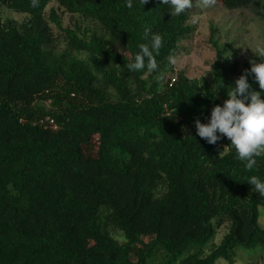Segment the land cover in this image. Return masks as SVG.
I'll return each instance as SVG.
<instances>
[{
  "label": "trees",
  "instance_id": "1",
  "mask_svg": "<svg viewBox=\"0 0 264 264\" xmlns=\"http://www.w3.org/2000/svg\"><path fill=\"white\" fill-rule=\"evenodd\" d=\"M219 1L264 20V0ZM31 2L0 0L27 14L0 16V264H215L233 261L237 245L264 247V196L248 184L264 180V153L248 170L227 137L209 144L194 123H208L235 86L226 46L213 41L209 80L179 72L168 86V56L193 30L192 9ZM65 14L95 26H63ZM53 26L65 37L61 50ZM146 28L163 36L162 81L127 68L151 43ZM227 222L220 242H209Z\"/></svg>",
  "mask_w": 264,
  "mask_h": 264
},
{
  "label": "rangeland",
  "instance_id": "2",
  "mask_svg": "<svg viewBox=\"0 0 264 264\" xmlns=\"http://www.w3.org/2000/svg\"><path fill=\"white\" fill-rule=\"evenodd\" d=\"M196 2V0H194ZM57 8L56 0H50L46 9ZM60 10V9H58ZM0 16L2 19H11L20 22L27 18V14L13 11L5 3H0ZM199 17L193 24L192 17ZM63 26L79 27L81 30L88 26H95L94 22L79 15H62ZM188 22L193 30L188 36L178 42L175 56L177 64L173 66L170 76H177L179 72L191 79H210L211 64L215 58L213 41L220 46H226L223 58L230 68V76L235 80L250 69V60L257 63L264 59V20L255 16L248 8H227L217 0L211 8L193 7ZM54 43L56 50L64 48L66 40L62 31L53 26ZM258 224L264 228V205L258 207ZM229 223L215 228L214 237L209 242L219 243L228 230ZM115 237L122 240L120 231H113ZM234 260L218 258L215 264H261L264 261V247L257 244L251 247L237 245L234 249Z\"/></svg>",
  "mask_w": 264,
  "mask_h": 264
},
{
  "label": "clouds",
  "instance_id": "3",
  "mask_svg": "<svg viewBox=\"0 0 264 264\" xmlns=\"http://www.w3.org/2000/svg\"><path fill=\"white\" fill-rule=\"evenodd\" d=\"M147 3L148 0H141V5ZM161 3L170 6L172 16H179L193 7L211 8L215 6L217 0H196L195 5L193 0H161ZM31 6L38 7V0H32ZM126 6L132 8V0H127ZM198 19L199 17L193 16L192 23H197ZM149 35L151 43L139 45L140 51L135 56V62L128 64L127 68L129 71L147 68L149 73H157L156 79L162 81L164 74L159 70L156 57L160 55V49L163 47V36L146 28L145 39ZM261 54L264 55V52ZM177 61L175 55L168 56L169 65L175 66ZM249 62L251 68L245 69L244 73L235 80V86L227 92L223 106L215 105L212 108L209 122L201 123L197 118L194 123L197 135L209 144L215 145L222 136L227 137L235 148L238 159L244 162L248 170H251L257 164L256 157L264 153V61ZM250 75H253L255 82L258 83L259 91L254 90L249 83ZM217 91L215 90L214 94ZM248 184L264 196V180L253 175L249 178Z\"/></svg>",
  "mask_w": 264,
  "mask_h": 264
},
{
  "label": "built area",
  "instance_id": "4",
  "mask_svg": "<svg viewBox=\"0 0 264 264\" xmlns=\"http://www.w3.org/2000/svg\"><path fill=\"white\" fill-rule=\"evenodd\" d=\"M175 80H176V76L174 75H172V76H170V80H169V82H168V86H171L174 82H175Z\"/></svg>",
  "mask_w": 264,
  "mask_h": 264
}]
</instances>
